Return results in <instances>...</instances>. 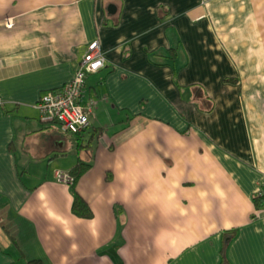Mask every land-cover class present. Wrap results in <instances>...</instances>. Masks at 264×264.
I'll return each instance as SVG.
<instances>
[{
  "label": "crops",
  "instance_id": "0c3cea01",
  "mask_svg": "<svg viewBox=\"0 0 264 264\" xmlns=\"http://www.w3.org/2000/svg\"><path fill=\"white\" fill-rule=\"evenodd\" d=\"M96 37L76 138L36 103ZM259 194L264 0H0V264H264Z\"/></svg>",
  "mask_w": 264,
  "mask_h": 264
},
{
  "label": "built area",
  "instance_id": "2783aa9c",
  "mask_svg": "<svg viewBox=\"0 0 264 264\" xmlns=\"http://www.w3.org/2000/svg\"><path fill=\"white\" fill-rule=\"evenodd\" d=\"M76 71L73 78L60 89L44 93L36 103L41 115L58 119L68 132H83L91 123L92 105L82 104L84 87L89 75L106 65V56L99 38H94L76 50ZM57 181L71 185L73 176L65 170L57 171Z\"/></svg>",
  "mask_w": 264,
  "mask_h": 264
},
{
  "label": "trees",
  "instance_id": "16d2710c",
  "mask_svg": "<svg viewBox=\"0 0 264 264\" xmlns=\"http://www.w3.org/2000/svg\"><path fill=\"white\" fill-rule=\"evenodd\" d=\"M172 50H173V54H172L171 58L175 59L177 54H176V51H174L175 49L172 48ZM227 80L233 81V78H228ZM57 89H60V87ZM54 90H56V89H54ZM46 121L59 124L61 130H63L61 127V122L58 119H56V118L52 119V120L47 119ZM64 132L69 133V134L75 136L76 138H81L80 135L82 132H78V133L68 132V131H64ZM91 141L92 140H90V142ZM90 142H89V144H90ZM79 144H80V147L83 149L88 148V147H86L85 144H83L82 141H80ZM91 166H92L91 162L79 160L72 168H70L68 170V172L73 176V182L71 185H69L72 189V193L74 196L72 209L76 215L81 216L82 218H90L93 216V210L91 209V207L89 206V204L87 203L85 198L79 193L78 188H77L80 179L88 171V169ZM255 201H256V205H257L258 209L264 208V195L263 194L257 195L255 197Z\"/></svg>",
  "mask_w": 264,
  "mask_h": 264
},
{
  "label": "water",
  "instance_id": "95a60500",
  "mask_svg": "<svg viewBox=\"0 0 264 264\" xmlns=\"http://www.w3.org/2000/svg\"><path fill=\"white\" fill-rule=\"evenodd\" d=\"M117 5L115 4H110L109 7H108V11L111 13V14H115L117 12Z\"/></svg>",
  "mask_w": 264,
  "mask_h": 264
}]
</instances>
